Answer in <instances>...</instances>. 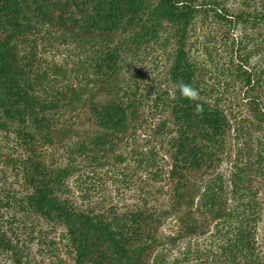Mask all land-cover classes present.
<instances>
[{"label": "trees", "instance_id": "trees-1", "mask_svg": "<svg viewBox=\"0 0 264 264\" xmlns=\"http://www.w3.org/2000/svg\"><path fill=\"white\" fill-rule=\"evenodd\" d=\"M197 7L193 0H0V264H37L26 246L31 243L45 247L46 264H152L157 248L212 230L221 264H264V144L251 161L248 142L252 126H261L264 135V105L247 96L249 119H231L226 99L201 87L186 50ZM252 21L264 23V12ZM168 26L179 34L170 72L173 89L168 119L155 124L153 136L172 131L166 135L169 161L153 159L149 165L145 153L144 199L132 208L78 206L66 196L67 182L78 169L75 161L107 159L114 137L127 135L141 117L130 90L86 110L87 100L93 88L99 92L112 85L127 58L157 41ZM64 47L78 50V57L90 52L92 59L83 66L92 90L59 89L73 78L68 63L62 72L37 58L45 48L64 53ZM238 68V80L243 77L251 91L256 74ZM177 81L199 90L202 115L174 88ZM83 110L97 130L71 144V125L59 122ZM233 134L235 143L228 144ZM57 146L66 153L65 165L47 158L49 148ZM232 158L231 169L220 171ZM153 196L163 201L152 204ZM174 220L180 230L158 236L160 225Z\"/></svg>", "mask_w": 264, "mask_h": 264}, {"label": "rangeland", "instance_id": "rangeland-1", "mask_svg": "<svg viewBox=\"0 0 264 264\" xmlns=\"http://www.w3.org/2000/svg\"><path fill=\"white\" fill-rule=\"evenodd\" d=\"M193 1L194 5L198 6L197 14L188 28L186 50L188 58L197 69L201 87L208 93H212L214 97L222 95L223 101L226 99L225 106L232 116L231 119L233 117L239 121L249 119L247 96L257 97L264 105V23L252 21L254 14L264 12V0ZM240 15L241 22L236 24L235 17ZM177 36L179 34L176 29L172 30L168 26L159 34L157 41L142 45L135 58H127L125 66L119 70V73L117 72L118 75H115L112 85L100 88L99 92L93 88V95L89 96L85 106L86 110L91 104H105L114 100V94L125 96V93H129L130 90L135 92L134 99L140 109L141 117L136 124L130 125L127 135L114 137L115 146L112 150H108L110 154L107 159H99L96 155L97 157L95 156L93 160L75 161L77 164L75 167L78 166V169L67 182L69 192H66V196L78 206L86 209L94 208L97 211L111 205L132 208L138 205L139 200L144 199L140 196V191L146 187L147 168L143 160L145 153H148L149 165L154 164L153 159L156 163H161V158L165 162L169 161V137L166 135L172 131L166 130L159 136H153V134L156 132V125L168 119L167 104L173 89L170 72L175 62L174 45ZM43 43L44 41L39 42V48ZM64 49V53L63 50H58L63 53L61 55L59 52L45 48L42 51L43 56L37 58H40L43 65L53 64L62 72L64 67H67L64 62L68 63L67 69L73 78L59 84V89H77L87 86L92 90L90 87L92 81L89 80L91 78H86L88 68L83 66L92 59L89 57L90 52H86L87 54L82 52V57H78V50L67 51L65 47ZM65 54L70 57H65ZM238 65L241 71L256 74V83L251 91L249 87L246 88L242 81L243 77L240 76V81L238 80L237 76L240 73ZM126 99L131 102L130 97ZM82 112L83 115L76 116L78 112L72 113L67 121L59 122L71 125L70 132L73 137L68 140L71 144L78 143L76 137H81L85 132L91 135L97 130L89 113L85 110ZM258 127H251L250 141H248L252 144L251 161L258 152L257 146L261 147L264 144L263 128ZM233 136L234 134L230 136L228 144L234 145ZM63 153L66 154L61 146L49 148L47 158L51 163L65 165L67 162L62 158ZM231 161L233 158L225 159L220 165V171L227 172L231 169ZM158 200L163 201V198L153 196L151 203L158 205ZM179 230L180 224L175 220L168 221L160 225L158 236L173 235ZM213 234L212 230L207 236L183 239L172 246L159 247L153 254L152 264H163L162 261L165 264H221L219 243L213 240ZM22 242L25 244V241ZM26 246L31 250L33 262L46 264L45 247L36 243L26 244ZM58 253L60 252L56 254ZM185 256L188 257L187 261H183Z\"/></svg>", "mask_w": 264, "mask_h": 264}, {"label": "clouds", "instance_id": "clouds-1", "mask_svg": "<svg viewBox=\"0 0 264 264\" xmlns=\"http://www.w3.org/2000/svg\"><path fill=\"white\" fill-rule=\"evenodd\" d=\"M174 88L179 91L180 96L193 102L195 106V112L197 115H202L204 112V104L200 102V92L198 89L190 84L184 83L183 81H177Z\"/></svg>", "mask_w": 264, "mask_h": 264}]
</instances>
